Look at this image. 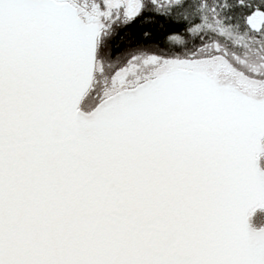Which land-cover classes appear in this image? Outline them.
<instances>
[{"label":"snow or ice","instance_id":"6c2138e0","mask_svg":"<svg viewBox=\"0 0 264 264\" xmlns=\"http://www.w3.org/2000/svg\"><path fill=\"white\" fill-rule=\"evenodd\" d=\"M0 264H264V0H0Z\"/></svg>","mask_w":264,"mask_h":264}]
</instances>
